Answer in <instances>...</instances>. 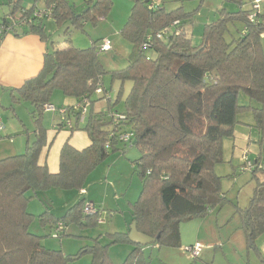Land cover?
I'll list each match as a JSON object with an SVG mask.
<instances>
[{
  "label": "trees",
  "instance_id": "obj_1",
  "mask_svg": "<svg viewBox=\"0 0 264 264\" xmlns=\"http://www.w3.org/2000/svg\"><path fill=\"white\" fill-rule=\"evenodd\" d=\"M151 1L136 0L132 8L121 35L133 45V51L128 57V67L116 72H108L99 59L98 45L102 40L83 50L70 42H51L46 32L50 20L58 27L71 23L77 31L88 21L105 20L112 0H85L81 12L75 10L69 0H44V7L53 9L52 17L15 30L17 36H40L49 48L39 76L13 91L20 100L32 105L38 135L35 142L27 145L25 153L0 160V264H69L84 253L93 255L91 264H114L109 248L129 242L128 233L113 235L112 242L105 246L97 239L94 246L82 248L75 256H67L63 251L42 246L44 236L31 232V226L38 220L43 229L49 227V236H54L57 226L62 224L63 232L56 237L61 239L67 235L71 224L83 228L105 225L106 219L104 224L99 223L104 218L99 209L92 215L83 212L84 199L62 217H56L50 204L42 198L51 190L81 192L100 165L112 154L129 147H136L141 153L134 165L142 190L132 205V218L136 230L149 238L152 246L182 248L183 223L205 220L213 212L233 205L243 217V230L250 249L264 263V256L256 248V240L264 234L261 155L257 159L248 155L249 161L243 163L242 159L238 170L251 173L256 183L245 210L223 193V177L216 172L217 166L226 162L225 140L233 138L239 115L253 113L259 144L264 145V2L255 23L249 20L252 9L221 10L218 20L205 26L201 43L195 44L187 29L193 13L182 9L167 12L158 3L151 9ZM8 6L9 11L2 15L31 16L36 8V5L23 7L22 0H9ZM175 22L179 24L175 26ZM166 29L168 32L163 39L155 40L151 48H142L148 35ZM6 35L3 34V39ZM149 50L156 53L155 58L147 55ZM106 75L111 76L112 83H121L114 102L110 89L104 85ZM127 82L132 83V89L123 110H113L122 102ZM100 86L111 95L110 99L96 94ZM56 91L77 99V104L89 101L82 129L88 133L92 144L80 151L66 143L60 154L59 173L51 174L39 160L47 145L43 127L45 107L51 105ZM241 93L256 106L239 105ZM100 100L110 103L106 115L93 114L91 110V105ZM77 104L59 109L52 106L59 113L60 110L73 111ZM111 113L123 117L118 127ZM80 114L76 112L78 121L71 131L79 129ZM61 126L65 128L62 117ZM116 130L121 134L132 133L133 138L127 144L121 142ZM248 164L252 165L251 170L244 171ZM39 198L47 207L43 214L35 217L28 208ZM197 244L184 249L193 263L201 257L205 247L201 244L203 249L197 258H191L186 249ZM150 260L143 246L134 243L122 264H150Z\"/></svg>",
  "mask_w": 264,
  "mask_h": 264
},
{
  "label": "rangeland",
  "instance_id": "obj_2",
  "mask_svg": "<svg viewBox=\"0 0 264 264\" xmlns=\"http://www.w3.org/2000/svg\"><path fill=\"white\" fill-rule=\"evenodd\" d=\"M241 1L246 5L244 8L249 10L250 5L247 4L249 0H156L167 12L182 9L185 13H193L192 22L188 21V27L190 28L192 41L195 44L201 43L205 26L218 20L221 10L225 9L229 12H237L241 9ZM8 3L9 0H0L1 15L9 11ZM69 3L73 7H76L78 12L84 10L85 0H69ZM135 3L136 0H112V8L105 19V24H103V19H98L96 22L88 21L84 24L83 29L79 31L73 30L71 23H67L63 27H58L55 22L49 21L46 27L47 33L51 42L63 44L74 41V46L76 48L84 50L91 48L94 42L98 43L99 41L97 40L99 38L101 39L100 36H103L102 34H108L112 30L113 33H111L110 38L113 42L121 41L122 43H118V45L124 43V45L128 46L127 49L129 50L133 45L124 39L120 31L127 23ZM22 4L25 8H31L35 5L39 8L45 6L44 0H22ZM68 30H70L71 33L68 34ZM127 49H124V46H119L112 52L99 54V59L108 72L114 68H121V66L126 63L125 50L127 51ZM147 55L151 58L156 57V53L152 50L147 51ZM111 80L112 78L110 75L104 77V83L107 89L113 86ZM128 83L129 82L125 85H128ZM113 88L114 91H110V93L114 102L116 101L117 92L119 90L118 88ZM54 96L56 99L65 98V95L60 91H56ZM52 104L58 109L61 108L60 105L56 104L55 100H52ZM239 105L254 106L255 104L245 94L241 93L239 96ZM117 107H119L118 111L124 107L123 100ZM0 110V116L3 118L5 124H8V121L11 120H17L9 110ZM18 113L24 120L33 125L34 116L32 118V114L26 106H24V108H19ZM239 119L243 122L254 124V115L252 112L239 116ZM252 131L255 132V129H252ZM9 140L10 139L4 137L0 140V143ZM232 143L233 142L229 139L225 140L224 156L226 162L218 165L216 172L223 177L222 190L227 198L243 209H246L250 204L256 183L251 173L238 172L240 165H237V160L232 157L234 151ZM3 147H9V145H3ZM0 149L3 148L0 147ZM127 150L126 157L120 152L112 154V156L115 155V157H113L106 166L103 167L100 165L99 176L97 175L98 178L104 182L107 169L114 167L115 160H123L122 163L128 164L127 173H123L121 176L118 171V168L120 169L121 167L119 165V167L115 168V172H117L118 175L115 176L114 174L116 173L114 172L113 176H115V178L109 181L112 184H110L111 187H113V184L117 185L118 193L114 187L112 191L109 192L99 188L100 185H103L99 183L96 185L88 184L87 186L93 187L98 202L99 200L105 201L106 205L104 204V209L101 207L103 204L99 205L97 208L101 209L102 216L107 220V223L105 225H95L89 228L71 224L67 235L58 239L55 236H49V227L43 229L38 220H35L36 224L31 226V232L44 236V238L41 239L42 246L51 250L63 251L67 256H75L82 248L94 246L97 239H99L101 245L105 246L112 242L114 239L113 235L128 233L129 242L118 243L109 248V255L114 264H122L124 262L127 255L134 247V243L141 244L147 251L148 257L151 258L150 264H264L258 260L254 251L245 246L246 244H244V248L243 245L238 242L240 231H236V225L240 222L243 224V220L242 216L236 213V208L233 205L225 206L221 211L214 212L205 220H194L183 223L181 225L182 248H158L152 246L149 243L150 239L136 230L132 218V205L138 200L142 190V183L136 175L132 164L139 160L141 153L136 147H129ZM260 154L263 157L262 161L264 163V148ZM11 156L16 155H9V157ZM5 158H8V156L4 157L3 155V157H0V160ZM56 195L57 198H60L59 194ZM70 200L68 204H74L78 202L79 197L74 193ZM85 203H90V201H85ZM130 203L133 204L131 205ZM31 204V207L36 206V211L40 210L42 207V204L38 200H34ZM67 207L68 205L66 203L60 206L56 203L54 209L56 215L62 217L67 211ZM42 210H44V207ZM29 213L31 212L29 211ZM40 214L41 213H38L36 216L38 217ZM235 214H237L236 217H234ZM217 218L220 223H222L220 225L221 227L218 229H216ZM198 234L200 238L197 240L204 242L203 244L208 240H213L215 244L221 237L223 241L222 244H225L224 248H205L201 257L196 263H193L184 249L185 246L192 245L191 242L196 240ZM213 247H215V245ZM92 259L93 255L91 253H84L69 264H91Z\"/></svg>",
  "mask_w": 264,
  "mask_h": 264
},
{
  "label": "crops",
  "instance_id": "obj_3",
  "mask_svg": "<svg viewBox=\"0 0 264 264\" xmlns=\"http://www.w3.org/2000/svg\"><path fill=\"white\" fill-rule=\"evenodd\" d=\"M252 1L253 0H249V3H247L250 5L249 10L252 9ZM245 6L246 5L243 3V1H241V9L248 11V9L244 8ZM74 8H75V10H77L76 7H74ZM50 21H53V20H50ZM105 23H106V20L103 21V24H105ZM46 27H47V25H46ZM187 29L190 33V30H189L190 28L188 26H187ZM46 32H47V29H46ZM111 33H113L112 30L108 34H102L103 36H100L101 39L99 38L97 41L109 39L112 43V46H113L112 51L116 50L119 46H121V47L124 46V49L128 48V46L124 45V43L118 45V43H122L121 41L113 42V40L110 38ZM57 43H59V42H57ZM70 43H71L70 45L74 46L75 42L72 41ZM262 44H263V48H264V35L262 36ZM48 48H49V44L42 41L40 36H38L36 34H29V35H25V36H17L14 34H8L5 36V38L3 39V41L0 45V109L9 110L13 114V116L17 119V120L8 121V124L4 123L5 129L1 135V139L5 137V138H8L10 140L5 141L3 143H0V147L3 148V149H0V157L1 156L3 157V155H4V157L5 156L9 157V155H21V154L25 153L26 147L28 144H31V143L36 141L38 131H37V128L35 125V117L33 119L34 123L32 125L28 121L24 120V118H22V116L18 113L19 108H21V107L24 108V106H26L28 108V110L31 112L32 118H33V107L30 103H27V102L20 100L18 95L13 91L16 89L22 88L27 81L34 79L37 76H39V74L42 72L44 65H45V55L47 54ZM132 51H133V47H131V49H129V50L127 49V51L125 50V53H126L125 54V61H126V63H124L123 66H121V68H116V69L114 68L112 70H109V72H116V71L126 69L128 67V57L130 56ZM111 84L113 86H112V88H110L111 89L110 91H112V92L114 91L113 87H115V89L118 88V90L120 89L121 83L119 81H115L114 83H112V80H111ZM104 85H105V83H104ZM131 89H132V83L129 82L128 85H125V96L123 99V103L126 100ZM118 92H117V95H118ZM52 100H55L56 104L60 105L61 108L70 107V106H73V105L78 103L77 99L68 98L66 96H65V98H57L56 99L54 94H53V96L51 98V102H50L51 105H54V104H52ZM254 104H255L254 106H256V103H254ZM22 105H24V106H22ZM109 105H110V103H108L105 100L95 101L91 105L92 106L91 110H92L93 114L104 113L106 115V113L108 114V111L110 110ZM118 108L119 107H116L113 110H118ZM122 110H123V108L120 111H122ZM0 113H1V110H0ZM241 115H243V114H241ZM241 115H239V116H241ZM239 116H238L239 124L235 128L234 136H233V138L229 139L231 142H233L232 144H233L234 151H233L232 157H233V159L237 160V165H241L243 156L246 153H248L250 158L257 159V157L259 155H261L260 152L264 148V145L261 146L259 144L260 135H259L258 130L255 128V118H254V124H250V123L243 122L241 119H239ZM2 120H3V118H2ZM3 122H4V120H3ZM60 124H61V117H60L59 113L45 110L43 127L46 131V134H47V145L44 148V150L40 156L39 163L41 166H47L49 169V172L51 174H58L59 173V170H60V154H61V151H62V149L66 143H70L74 148H76L77 150H80V151L90 147L92 144L91 138L89 137L88 133L85 132L84 129H82L83 128L82 124L80 125L79 129L76 131H71L70 129L64 128L62 126L59 127ZM252 129H255V132H253ZM78 132H81V133H78ZM3 145H9V147H3ZM127 152H128V150H126L124 152H120V153L124 157H126ZM113 157H115V155L114 156L111 155L104 162V164H102L101 166L104 167V166H106V164H109ZM261 157H262V155H261ZM262 159H263V157H262ZM122 162H123V160H118V161L115 160L114 161V163H115L114 167L107 169L104 182L98 178L99 170L101 168V166H99L97 168V170L94 171L90 175V177L88 178L84 189L81 192L76 193V195L79 197V200L84 199L85 201H90V203H93L96 208L99 205L103 204L101 207H103V209H104L105 208V206H104L105 201L99 200V202H98V200L95 196V192H94L93 187L92 186L87 187V186H88V184L96 185L99 183V184H103V185H100L99 188L105 189V191L107 190V192H109V191H112V189L114 187L118 193L117 185L113 184V187H111L110 186L111 183L109 181L111 179L113 180L115 178V176L118 175L117 172H115L116 171L115 168L119 167V165L121 167H120V169L118 168V171L120 172L119 174L121 176L123 175V173L128 172V164L122 163ZM124 164H126V165H124ZM132 165H133V168L135 169L134 163ZM114 172L116 173V174H114L115 176H113ZM262 177H264V176H262ZM56 194H59L60 198H57ZM73 194H74V192H62L59 190H51V191L47 192L45 194V197H43L42 199H44V201H46L50 204V207L52 209V214H54V216H56V217H60V216L56 215V211L54 210L55 204L58 203V205L60 206L64 203H66L68 205V207L66 208L68 211L72 206H74L75 204L78 203V202L77 203L75 202L74 204H68V203H70V201H71L70 199H71V196ZM42 199H40V198L34 199V200L40 201V203L42 204V207L38 211H36V206L31 207L32 204H34V203L29 204L28 210L35 217H37L36 215L38 213L43 214L46 211L47 204L45 205V202ZM34 200L32 202H34ZM130 204L132 205L133 203H130ZM43 207H44V210H42ZM240 208L243 209L242 207H240ZM246 209H247V207H246ZM99 210L101 211V209H99ZM243 210H245V209H243ZM236 213H237V211H236ZM236 216H237V214H235L234 217H236ZM244 216H245V214H244ZM242 220H243V217H242ZM216 222H217L216 223V229H218L221 227L220 225L222 223H220L218 218L216 219ZM33 224H36V222ZM202 224H204V223H202ZM236 231L237 232L240 231L239 235H238V242L241 243L244 248L246 246L248 249H250L249 241H248L247 236L243 230L242 222L237 223ZM199 238H200V236L198 234L196 240L195 241L193 240L191 242V244L195 245L197 243H201L205 248H215V249L220 248V247L224 248L225 244H222L223 241H222L221 237H220V240H217L215 244H214L213 240H208L205 244H203L204 242L197 240ZM244 244H246V245L244 246ZM214 245H215V247H213ZM154 247H157V246H154ZM185 247H187V246H185ZM256 248H257V251L262 256H264V234L256 240ZM254 253L257 256L256 252H254ZM258 260H260V259L258 258Z\"/></svg>",
  "mask_w": 264,
  "mask_h": 264
},
{
  "label": "built area",
  "instance_id": "obj_4",
  "mask_svg": "<svg viewBox=\"0 0 264 264\" xmlns=\"http://www.w3.org/2000/svg\"><path fill=\"white\" fill-rule=\"evenodd\" d=\"M145 1L149 2V0H145ZM263 2H264V0H253V2H252V13L249 16V20L251 23L257 22V16L261 11V4ZM149 6L151 9H154L158 6V4L155 0H152ZM52 11H53L52 7H50V8H45V7L39 8L36 6V8L33 11L31 16H25L26 14H24V13H19L16 15L9 13L5 16L0 15V45L3 41V34L4 33L14 34V32H16L15 30L17 28H21L22 26H27V25L29 26L33 22H36V21L39 22V21H44L47 19L49 20L52 17ZM178 24H179L178 22L174 23L175 26ZM167 32H168V30L166 29L163 32H158L156 34L148 35L146 38V41L142 45V48L143 49L151 48L153 43L155 42V40L163 39L164 36L167 34ZM112 50H113V46H112V43L109 39L102 40L100 42V44L98 45L99 53H108V52H111ZM96 94L99 96L105 97L106 99L111 98V95L106 93L101 86L96 89ZM89 106H90V103L87 100L83 103L77 104L73 108V111L72 110H60L59 114L62 117L65 128L72 129L74 123L76 121H78V118H75L76 112L81 113L80 118H79L80 124L84 123L86 120L87 114H88V107ZM45 110L51 111V112L57 111V109L52 105L46 106ZM111 117L114 119L115 126L118 127L119 121H120V119H123V117H121L120 115H118L116 113H111ZM4 129H5V125H4L2 118L0 117V135L4 132ZM116 134L118 135L117 136L118 140L121 142H124L126 144L129 143L131 141V139L133 138L132 133L121 134L120 131L116 130ZM106 147L110 148V144H107ZM247 161H249L248 153H246L243 156V163H246ZM251 168H252V165L248 164L243 170L249 171V170H251ZM83 212L85 214L92 215V214L97 213V209L93 203H85ZM99 223L104 224L105 218L101 219L99 221ZM63 229H64V226L62 224L57 226L54 236L58 237V235L63 232ZM202 249H203V246L201 244H197L193 248H187L186 251L191 253L190 254L191 258H197L200 256Z\"/></svg>",
  "mask_w": 264,
  "mask_h": 264
},
{
  "label": "water",
  "instance_id": "obj_5",
  "mask_svg": "<svg viewBox=\"0 0 264 264\" xmlns=\"http://www.w3.org/2000/svg\"><path fill=\"white\" fill-rule=\"evenodd\" d=\"M245 216H247V212H245Z\"/></svg>",
  "mask_w": 264,
  "mask_h": 264
}]
</instances>
